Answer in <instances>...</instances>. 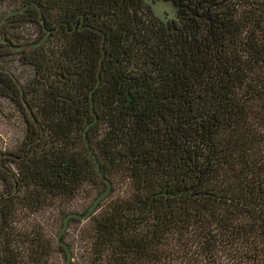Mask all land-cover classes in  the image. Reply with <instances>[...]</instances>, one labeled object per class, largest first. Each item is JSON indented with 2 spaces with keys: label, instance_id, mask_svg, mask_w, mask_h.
<instances>
[{
  "label": "trees",
  "instance_id": "1",
  "mask_svg": "<svg viewBox=\"0 0 264 264\" xmlns=\"http://www.w3.org/2000/svg\"><path fill=\"white\" fill-rule=\"evenodd\" d=\"M0 1L24 8L0 38L38 43L0 41V103L24 124L0 148V264L66 263L38 218L61 229L107 188L95 117L111 188L70 218L72 264H264V0H172L173 26L134 0ZM42 17L78 24L41 40Z\"/></svg>",
  "mask_w": 264,
  "mask_h": 264
},
{
  "label": "rangeland",
  "instance_id": "2",
  "mask_svg": "<svg viewBox=\"0 0 264 264\" xmlns=\"http://www.w3.org/2000/svg\"><path fill=\"white\" fill-rule=\"evenodd\" d=\"M18 4L12 3V2H4L0 1V15L6 13L9 10H12L16 8ZM35 26L30 23L24 24L19 30H25L26 36L29 38H33L35 34ZM15 65H17V62H14ZM18 67L17 72L24 71L21 67ZM0 148L1 149H9L15 147L19 141L21 140L23 136L24 131V124H23V118L22 115L17 111L16 107L8 100H2V103H0ZM85 195L79 194L78 197L72 201L66 208H65V214L67 212L75 211L80 212L82 211V208L85 206ZM56 210H46L40 218L41 222H44L53 238V241H55L57 234L60 230L57 225L53 226V222H55L56 218ZM79 224L77 222H70L67 228V233L65 236H62L64 241L68 245H74L76 246L75 252L76 255L78 254V247H79ZM65 233V232H64ZM64 235V234H63ZM54 263L55 264H65V257L62 253L55 252L54 253ZM74 258L72 257L71 264L74 263Z\"/></svg>",
  "mask_w": 264,
  "mask_h": 264
},
{
  "label": "water",
  "instance_id": "3",
  "mask_svg": "<svg viewBox=\"0 0 264 264\" xmlns=\"http://www.w3.org/2000/svg\"><path fill=\"white\" fill-rule=\"evenodd\" d=\"M144 1L150 6L151 10L153 11L154 16L157 17L158 19H161L164 22L167 19L171 18L174 15V13L176 12V10L179 8V6L176 5L172 0H144ZM16 11L17 10L7 12L0 19V25L3 24L6 21V19L10 15L14 14ZM18 11H21V9L18 10ZM41 21L43 22L44 20L41 19ZM0 41L6 42L8 44V46L12 50H16V51L24 49V48H27V47H33V46H36L38 44V43H22V44L15 45L11 41L5 39L4 36L2 38H0ZM103 43H104V39L102 41V45H103ZM104 55H105V52H104ZM101 62H102V58H101ZM99 81H100V79H99ZM99 81L97 82L96 86L99 84ZM94 88L92 89V91L94 90ZM27 110H28L30 116H32V118H34L33 114H32V111H31V109L29 108L28 105H27ZM92 112L96 116V113L94 111L93 98H92ZM96 118L97 117H95L94 120H92L91 122H89L86 125L85 130H84V137L86 139L87 146L89 148V153H90V155L93 157V159L95 161L97 171H98L99 175L101 176V178L104 179L107 182L108 186L103 192H101L100 194H98L95 197V199L92 201V203L88 206V208L84 212L71 211V212H68L66 214V216L64 217L62 228L60 229V231L58 232V235H57V241H58L59 244L63 245L65 247V249H66L67 257H66V263L65 264H71V261H72V254H71L70 248H69L68 244L62 238L64 232L67 230V226H68L70 218L74 217V218H77V219H80V220L88 218L91 214H93V212L95 211V209H96L97 205L99 204V202L109 193L110 188H111L110 181L105 177V175H104V173H103V171H102V169L100 167L98 158H97L96 154L93 152V150H92V148L90 146L89 139L87 137V129L90 127V125L92 123H94L96 121Z\"/></svg>",
  "mask_w": 264,
  "mask_h": 264
},
{
  "label": "flooded vegetation",
  "instance_id": "4",
  "mask_svg": "<svg viewBox=\"0 0 264 264\" xmlns=\"http://www.w3.org/2000/svg\"><path fill=\"white\" fill-rule=\"evenodd\" d=\"M102 1L116 2V1H120V0H102ZM134 1H136L137 3H140L144 7V9L147 11L148 14H151L155 19L159 20L165 26H169V25H172L173 26L175 24H180L182 21H185V17L184 16L187 15V13L183 12V9L181 8V6L179 4H177L179 6V8L176 10V12L174 13V15L171 18L167 19L164 22L161 19H158L157 17L154 16L153 11L151 10L150 6L144 0H134ZM39 9L41 10L42 8L39 7ZM14 10H17L14 14L20 12V11H18L20 9H12V10H9V11H14ZM22 10H24V8H22L21 11ZM14 14H12V15H14ZM41 15H42V13H41ZM7 19H6V21H7ZM41 19H43L44 21L42 22L40 20V25H36L38 28L41 27L43 29H46V33L42 37L41 40H45L49 34H51L52 32L56 31L57 29H60L62 27H66V28L71 27V29H75V27L78 24V22L69 23L67 20H64V19H59L57 21H51L47 17H46V19L43 18V17ZM83 21H84V16H82L80 23L82 24ZM3 24H1V25H3Z\"/></svg>",
  "mask_w": 264,
  "mask_h": 264
}]
</instances>
